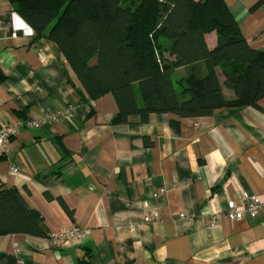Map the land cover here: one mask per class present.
<instances>
[{
    "label": "crops",
    "instance_id": "crops-1",
    "mask_svg": "<svg viewBox=\"0 0 264 264\" xmlns=\"http://www.w3.org/2000/svg\"><path fill=\"white\" fill-rule=\"evenodd\" d=\"M225 2L249 45L264 50V0ZM20 22L12 2L0 0V124L18 127L0 156V188H18L48 234L78 227L85 235L64 246L2 235L0 264H264V210L227 215L245 193L264 200V97L208 116L135 114L116 123L114 95L82 101L58 44L24 28L14 37ZM206 41L215 48L216 32ZM186 75L184 67L173 73Z\"/></svg>",
    "mask_w": 264,
    "mask_h": 264
},
{
    "label": "trees",
    "instance_id": "trees-1",
    "mask_svg": "<svg viewBox=\"0 0 264 264\" xmlns=\"http://www.w3.org/2000/svg\"><path fill=\"white\" fill-rule=\"evenodd\" d=\"M10 1L36 37L58 44L82 85V101L114 95L116 123L135 114L144 120L151 113L208 116L264 97V50L249 45L225 0ZM212 32L218 43L210 49L206 35ZM164 39L173 61L164 57ZM180 67L187 75L175 80ZM218 69L234 98L224 95ZM5 79L0 68V83ZM13 233L50 238L20 190L4 187L0 236Z\"/></svg>",
    "mask_w": 264,
    "mask_h": 264
},
{
    "label": "built area",
    "instance_id": "built-area-1",
    "mask_svg": "<svg viewBox=\"0 0 264 264\" xmlns=\"http://www.w3.org/2000/svg\"><path fill=\"white\" fill-rule=\"evenodd\" d=\"M21 24L18 25V28L15 29L13 32V36L15 37L17 35V32L19 29L24 28L27 30V33L30 35H35L34 30L30 25H28L25 22H20ZM25 23V24H24ZM158 62L162 64L161 61V55L158 51H156ZM67 112L65 109H61L60 111H57L55 114L56 116H61L63 113ZM28 125H34L39 126L40 121H34V122H28ZM18 131V127L16 126H9L5 124H0V156H3L7 153V144L10 140V138L16 134ZM13 170H17V167H13ZM165 190L163 189V192ZM244 202L241 208L237 207V204L235 201H230L228 203V211L227 215L231 220H239L242 219L245 213H250L252 215L257 214L259 211L264 210V200H262L258 195L256 194H244ZM215 218H218V214L215 215ZM156 219V216L153 214H148L145 217L146 221H153ZM85 233L78 227H72L70 229H63L62 231L51 234L49 241L54 246H64L69 241V239L72 238H78L83 239ZM19 250V249H18Z\"/></svg>",
    "mask_w": 264,
    "mask_h": 264
}]
</instances>
